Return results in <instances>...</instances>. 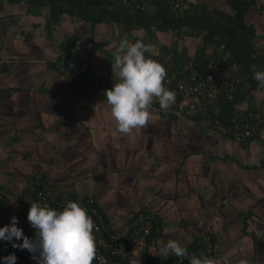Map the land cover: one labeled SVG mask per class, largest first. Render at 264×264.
<instances>
[{
    "label": "crops",
    "instance_id": "obj_1",
    "mask_svg": "<svg viewBox=\"0 0 264 264\" xmlns=\"http://www.w3.org/2000/svg\"><path fill=\"white\" fill-rule=\"evenodd\" d=\"M61 1L63 13L50 23L48 5L0 0V59L9 64L0 69V189L18 196L30 181L41 180L53 203H80L120 240L137 212L148 214L156 225L154 254L160 241L175 239L188 249L208 236L229 264L242 258L264 264V126L243 144L211 133L205 119L152 111L147 127L122 135L106 98L79 92L55 67L65 58L66 67L85 80L109 86L119 82L112 53L125 37L151 44L147 55L175 67L198 57L200 38L187 36L194 30L130 24L115 15L132 14L134 1L142 0ZM97 1L111 14L92 24L79 6ZM171 1L144 4L150 16L235 13L226 0H179L176 12ZM243 21L254 30L253 49L264 57V0L253 2ZM213 50L220 52L208 46L204 54ZM242 88L241 107L264 112V88ZM12 217L35 240L36 230L18 209L0 210V228L10 226ZM2 241L16 264H37L32 257L38 253L12 247L22 240Z\"/></svg>",
    "mask_w": 264,
    "mask_h": 264
},
{
    "label": "built area",
    "instance_id": "obj_2",
    "mask_svg": "<svg viewBox=\"0 0 264 264\" xmlns=\"http://www.w3.org/2000/svg\"><path fill=\"white\" fill-rule=\"evenodd\" d=\"M174 12L180 10L182 3L179 0L170 2ZM136 11H144L145 4L135 5ZM146 57L157 60L152 55ZM167 69L165 87L176 94L174 105L168 111L159 109L158 101H154L152 111L162 116H171L177 120L182 118H202L209 122L211 133L222 135L238 142L246 141L259 135L264 126V112L235 106L230 119L232 126L220 122V112L223 102H233L238 98V92L243 82L235 77L238 67L234 64L228 65L220 59L215 62L209 61L205 65L207 73L200 74L192 60H186L177 68L169 67L160 62ZM8 66L7 61H0V67ZM61 68V67H60ZM69 75V76H68ZM66 75L68 82L75 85V80H81L76 85L78 89L87 91L88 94L105 97L106 90H110L114 83L100 84L86 81L77 72ZM210 78V79H209ZM241 91V90H240ZM229 122V120H227ZM36 202L48 205L57 211L63 210L66 203L55 204L50 198L45 182L30 181L22 195L13 196L7 191L0 189V210L18 209L27 218L30 204ZM92 203V200L89 201ZM93 210H90V214ZM135 219L129 225V233L124 240L108 234L103 226L96 222L94 235L97 244V259L94 264H189L186 258H177L173 255L167 258L152 253L151 240L149 239L155 230L154 218L148 214L137 212ZM188 248L189 255H204L210 258L221 260L223 258L216 244L208 236L196 239Z\"/></svg>",
    "mask_w": 264,
    "mask_h": 264
},
{
    "label": "clouds",
    "instance_id": "obj_3",
    "mask_svg": "<svg viewBox=\"0 0 264 264\" xmlns=\"http://www.w3.org/2000/svg\"><path fill=\"white\" fill-rule=\"evenodd\" d=\"M152 48L142 40L130 42L125 37L112 53V72L119 82L114 83L104 95L106 106L116 122V130L122 135H132L135 129L147 127L154 101H158L159 109L163 111L170 110L175 103V92L165 87L167 69L145 55L151 53ZM251 70L253 79L264 88V70H258L255 65ZM27 220L36 230L35 240L24 236L22 229L17 227L16 217L11 218L10 226L0 228V240L10 243L13 238L22 240L21 244L12 243V247L38 253L32 257L37 264H93L97 259L96 226L80 203L67 201L63 210L57 211L46 204L41 206L33 202ZM159 243L158 255L161 257L186 258L189 264H229L223 258L217 260L204 255H189L188 249L175 239ZM2 259L3 264L17 262L14 254ZM238 264H248V261L242 258Z\"/></svg>",
    "mask_w": 264,
    "mask_h": 264
},
{
    "label": "trees",
    "instance_id": "obj_4",
    "mask_svg": "<svg viewBox=\"0 0 264 264\" xmlns=\"http://www.w3.org/2000/svg\"><path fill=\"white\" fill-rule=\"evenodd\" d=\"M40 6H49L50 8V17L49 22L54 23L58 21L60 15L63 13L62 6L65 4L61 0H37ZM257 0H226L227 4L234 9L235 13L233 16H229L222 12H215L214 14L218 16L216 20L215 17H211L205 11L200 13L199 15L190 12H185L180 17L175 15H163L158 13L157 15L150 16L148 14L147 8L144 11H135L132 14H125V13H115V15L119 16V20H128L130 24L136 23L137 21H142L141 23L143 26L149 27L150 25H154L156 27L164 28L168 27L171 29H175L178 31L181 26H186L189 29L194 30V35L190 34L187 36H196L197 39L200 38L201 45L199 46L200 53L197 55L198 57L195 59H189L194 61L196 69L200 72V74L207 73L205 69V65L209 61H217V60H224L228 65H236L238 67L237 74L235 73V77L240 79L247 86L248 91L255 90L259 87L257 81L253 79V72L251 70V66L255 65L258 70H264V57L259 56L257 52L253 49L252 41L255 37L254 30L252 27L247 26L244 21V15L250 5ZM98 2H91L88 6L80 5L79 8L82 12L87 13L90 15L89 22L92 24H96L97 22L102 19L105 14H111L110 10L107 9L103 4L98 5ZM135 4L143 5L145 0L142 2L134 1ZM37 3V4H38ZM107 3V2H105ZM165 14V13H164ZM121 17H124L122 19ZM167 19H177L178 21L175 23H164L163 20ZM208 46H214L216 50L220 49V52H216L213 50V53L204 54V50ZM215 52V53H214ZM157 59V58H156ZM159 60V59H157ZM0 61H5L0 59ZM62 64L65 65V69L62 71L59 69ZM9 66V65H8ZM6 66V67H8ZM179 66V65H178ZM175 66L174 68H177ZM2 66L0 67L3 68ZM57 70L64 73L66 76L67 74H71L73 71L66 67L65 58L57 62L55 66ZM68 68V69H67ZM69 76V75H68ZM80 79L75 80L74 88H76L79 92L86 94L87 91H82L78 89L76 85L80 84ZM88 81V80H86ZM91 81V80H90ZM96 82V81H95ZM243 85L239 88L238 98L233 102L225 101L222 103L221 112H220V122L224 125L232 126L230 124V119L232 118V112L235 110V106L241 104V101L245 98V94L242 93ZM73 86V85H72ZM241 90V91H240ZM103 98V97H102ZM241 107V105H240ZM252 110V109H251ZM156 112V111H154ZM157 113V112H156ZM159 114V113H158ZM161 115V114H159ZM171 117V116H167ZM195 118V117H194ZM199 118V117H196ZM175 119V118H174ZM229 120V122H227ZM233 139V138H231ZM252 138H248L246 141L240 143L247 144ZM156 232V230H154ZM154 233V232H153ZM152 233V234H153ZM152 235L150 236L151 240ZM153 238V237H152ZM191 246V245H190ZM192 247H189L191 249ZM12 255V252L6 247L4 241L0 240V258L3 261V257H7Z\"/></svg>",
    "mask_w": 264,
    "mask_h": 264
},
{
    "label": "water",
    "instance_id": "obj_5",
    "mask_svg": "<svg viewBox=\"0 0 264 264\" xmlns=\"http://www.w3.org/2000/svg\"><path fill=\"white\" fill-rule=\"evenodd\" d=\"M72 2H74V1H72ZM165 23H175V22H177V20H175V19H173V20H166V21H164ZM0 264H3V261L1 260V258H0Z\"/></svg>",
    "mask_w": 264,
    "mask_h": 264
},
{
    "label": "rangeland",
    "instance_id": "obj_6",
    "mask_svg": "<svg viewBox=\"0 0 264 264\" xmlns=\"http://www.w3.org/2000/svg\"><path fill=\"white\" fill-rule=\"evenodd\" d=\"M215 19L217 20L218 19V16H215Z\"/></svg>",
    "mask_w": 264,
    "mask_h": 264
}]
</instances>
